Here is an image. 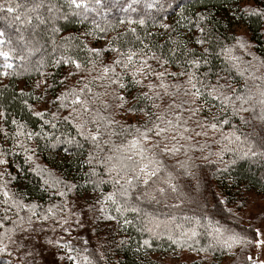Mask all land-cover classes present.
Masks as SVG:
<instances>
[{
	"label": "trees",
	"instance_id": "16d2710c",
	"mask_svg": "<svg viewBox=\"0 0 264 264\" xmlns=\"http://www.w3.org/2000/svg\"><path fill=\"white\" fill-rule=\"evenodd\" d=\"M253 1L252 6H246L242 0H101V4L95 6L96 10L89 12L88 18L84 19L83 16L71 15L66 0H0V32L24 57L20 59L14 55L9 61L13 65L11 69H5V61L0 57V73H10L0 74V112L5 113V117L0 118V128L3 129L0 131V158L8 162L0 164V173H6L0 177V184L6 183L8 191L21 204L38 206L34 209L36 216H32L27 207L11 208L7 213L10 217L7 226L12 227L11 221L16 220L15 213L19 211L25 221L31 216V226L25 223L22 227L27 228L26 232L38 231L37 240L52 233L55 242L66 233L74 243L71 255L76 257L77 264H86L84 256H88L93 264H161V259L181 252L208 255L211 257L209 264H215L213 260L216 257L226 256L235 258L232 264H251L247 260L253 254L248 241L254 242L255 233L249 237V209L258 204L256 198L264 201V155L259 154V135L264 132V125L260 120L245 112L242 115L249 123L244 124L239 116H233L229 108L226 116L230 121L228 125H219L216 133L211 130L202 136L193 133V140L180 142L185 144V149L175 157L163 158L167 170L172 173L171 183L176 191L169 189L166 195L157 196L153 201L147 198L136 200L139 193H134L129 197L128 210L121 214L116 212L111 201L97 203L102 193L106 195L114 191L113 185L105 183L94 190L86 182L84 173L88 165L85 160L90 152H97V149L91 141L85 142L76 134L70 121L63 119L70 109L59 108L55 98L65 87L59 83L61 80L76 88L89 83L92 93H100V100L108 102L107 111L101 103L95 105L101 115L120 124L145 121L142 113L127 112L129 105L117 107L119 101L113 98L112 90L102 87L106 81L92 79L100 73L101 64L110 63L116 54L107 51L97 58L86 50L85 45L92 47L95 42L107 43L117 33L122 39L114 41L113 46L131 41L138 47L136 36H139L145 43L155 44L154 50L158 55L162 51L180 60H183V55L179 49L185 43L198 55L208 48L205 57L208 63L202 62L199 69V78L205 83L216 84L219 79L221 84L227 82L241 91L245 86L254 88L264 84V15L256 14L264 13V0ZM9 5H20L16 14L31 22H15L6 12ZM35 5L39 7L31 11ZM197 13L205 17L200 22L207 41L203 45L192 42L201 36L199 30L189 23L197 19ZM64 16L69 18L63 19ZM125 18H142L146 23L133 25L137 28L134 36L126 33L127 24L119 23ZM234 22L243 25L245 36L232 30ZM161 23L170 24L171 30L160 28ZM54 27L59 31L54 33ZM100 28L106 31L102 33ZM86 32L92 35L85 36ZM19 37H23V44ZM7 47L0 45L5 50ZM173 49L177 51L173 53ZM222 49L230 51L226 54ZM67 57L81 63L82 69L77 74L69 75L75 70L73 65L57 64ZM69 68L72 69L67 74ZM116 70L119 72L120 68ZM168 71H180V68L170 64ZM42 79L51 87L46 89L42 84L36 88V82ZM21 89L25 95H21ZM105 91L108 95L103 94ZM41 103H47L51 108L43 111L46 113L43 119L32 114ZM51 113H56L55 118ZM204 115L221 118L225 117V112L217 102L211 113L205 109ZM12 120L23 125L24 132L39 135H34L31 140L26 136L15 137L16 125ZM44 120L49 123L45 124ZM233 130H238L241 140L248 136L249 142L256 141L253 151L258 154L245 156L247 145L242 146L234 137H230L231 143L221 138ZM17 139L21 142L19 146ZM101 144L103 146V142ZM31 156L38 157L51 170L53 182L45 183L46 180L32 169L28 159ZM177 160L186 161L188 166L182 169ZM57 180L59 184H55ZM73 183L78 185L76 189L65 196L58 194L66 191L65 185ZM3 199L0 195V216L5 215L4 208L8 207L2 203ZM117 199L121 198L117 196ZM53 205L56 208L52 214H47ZM132 207H138L139 212L132 211ZM101 208L104 212L100 211ZM46 214L48 218L43 219ZM193 227L198 234L189 239L188 230ZM215 227L221 229L220 234L214 232ZM80 230L86 231L89 248H81L78 244L76 235ZM26 232L15 229L12 235L17 239ZM210 232L213 235H208ZM233 233L241 238V242L229 241L232 244L229 248L224 241H228ZM5 243L10 251L13 244L7 240ZM8 258L7 253H0V264H12L13 260Z\"/></svg>",
	"mask_w": 264,
	"mask_h": 264
},
{
	"label": "snow or ice",
	"instance_id": "6c2138e0",
	"mask_svg": "<svg viewBox=\"0 0 264 264\" xmlns=\"http://www.w3.org/2000/svg\"><path fill=\"white\" fill-rule=\"evenodd\" d=\"M66 2L72 16H83L84 19L88 18L87 14L89 12L96 10L95 6L101 4V0H66ZM19 7L20 5L15 7L9 5L6 12L12 15L15 22L30 23L31 21L26 20L23 15L16 14ZM36 7H39V5H35L31 11H35ZM49 11L51 12L52 9L50 8ZM251 11L255 12V10ZM256 14L264 15V13L258 12ZM68 18L69 16L63 17V19ZM204 19V16L197 13V19L189 22L201 33L199 38L192 41L197 45H203L207 42L203 37L205 29L200 24L201 20ZM119 23L122 25L127 24L126 33L136 36L137 28L133 25L142 26L146 21L142 18L139 20L125 18L120 19ZM97 27L99 26L97 25ZM159 27L171 30V25L168 23H161ZM52 31L54 33L58 32L59 28L54 27ZM99 31L103 33L106 29L100 28ZM84 35H92V33L86 32ZM148 35L151 36L152 33ZM64 39H68V37ZM121 39V34L117 33L114 38L107 41L104 49L85 45L86 50L97 58L107 51L116 54L110 63L101 64L100 73L92 79L106 81L102 87L112 90L114 93L113 98L119 101L117 107L124 108L126 104L129 105L126 111L142 113L146 117L143 123L120 124L119 121L101 115L100 110L95 105L99 102L104 106V111H107L108 102L100 100V93H92L89 83H85L81 88H76L67 85L66 80H61L59 83L65 84V87L56 96L55 100L59 102V108L70 109L68 115L64 116L63 119L70 121L76 129V134L85 142L91 141L97 149L98 154L97 152H90L85 160L88 165V170L84 173L86 182L90 183L94 190L105 183L110 182L113 185L114 191L106 195L102 193L97 203L103 204L105 201H111L115 205L116 212L122 214L128 210L129 197L134 193H139L135 196L136 200L147 198L153 201L156 200L157 196L166 195L169 189L176 191L175 185L171 183L172 173L167 170L163 158L165 156L175 157L177 153L185 149V144L180 142L193 140V133L195 136L207 135L209 130L216 133L219 125H228L230 121L226 116L229 108H231L233 116H239L244 124H248L249 121L245 119L242 113L249 112L253 118L260 120L261 124L264 125V84L256 85L254 88L245 86V90L241 91L227 82L221 84L219 79L216 84L205 83L203 79L199 78V69L202 62L204 64L208 63L205 58L209 52L208 48H205L204 52L198 55L194 49L189 48L188 44L185 43L179 49V52L183 55V60H180L168 56L162 51L158 55L154 50L156 45L145 43L139 36H136L138 47L131 41H125L118 47L113 46L114 41H120ZM12 43L3 32H0V45H8L6 50L0 48V57L5 61V69L13 67L9 61L14 55L20 59L24 58L19 55L18 50L12 46ZM176 51V49L172 50L173 53ZM222 51L227 54L230 50L222 49ZM61 62L74 66L75 70L69 73L70 76L77 74L82 69L81 63L71 57L62 58V61H58L57 64ZM170 64L177 65L180 71H168ZM117 67L120 68L119 72L116 70ZM0 74L10 75L9 72ZM40 75L44 76L43 73H40ZM255 79L259 80L261 77H255ZM42 84L46 89L51 87L43 79L37 81L35 87L40 88ZM103 94L108 95V92L105 91ZM21 95H25L23 89H21ZM129 96H131V101ZM217 102L224 110L225 117L218 118L215 115H204L205 109L211 113V110L217 106ZM53 103L55 106V102ZM257 109H259V112H257ZM32 114L42 119L46 115L43 111H33ZM51 115L55 118L56 113H51ZM3 117H5V113L0 112V118ZM44 123L48 124L49 121L44 120ZM12 124L16 125L15 137L26 136L28 140H31L34 135H39V133L24 132L22 130L23 125L16 120H12ZM114 125L116 127H113ZM52 126L56 127L55 124ZM0 131H3V129L0 128ZM237 131L233 130L227 136L222 135L221 138L231 143L230 137H234L242 146L247 145V151L243 153L245 156L249 153L252 156L257 155L258 153L253 151L256 141L249 142L248 136H244L241 140V135H238ZM4 135L7 138V132ZM71 142L72 140H69V143ZM101 142H103V146ZM16 143L18 146L21 144L18 139ZM259 147L261 149L259 154L264 155V132L259 135ZM0 157H2V154H0ZM28 159H31V157H28ZM7 163L5 159L0 158V164ZM176 163L180 164L182 169L188 166L186 161L177 160ZM5 175L6 173H0V177ZM59 183L60 181H55V184ZM65 187L66 191L58 193L60 196L67 195V192L76 189L78 185L73 183L70 186L65 185ZM149 189H151V192H149ZM0 195L4 198L2 203L8 205L4 208L5 215L0 216V229H3V231H0V253H7L11 256L12 253L9 252L5 240L9 244H17V240L12 233L15 229L26 232L27 228L22 226L25 223L31 226L32 218L30 216L25 221L24 217L17 211L15 213L16 220L11 221L12 227H8L7 222L10 217L7 213L13 207L17 209L27 207L32 211V216H36L37 213L34 209L38 206L35 204H21L14 194L8 191L6 183L0 184ZM117 196L121 199L118 200ZM9 201H11V205H9ZM55 208L56 205H53L47 210V214H52ZM131 210L139 212L138 207H132ZM100 211L104 212V209L101 208ZM47 214L43 219L48 218ZM108 218L115 219L116 217ZM125 223L130 222L125 221ZM214 232L220 234L221 229L215 227ZM197 234L195 227H193L188 230L187 235L191 239ZM208 235H213V233L210 232ZM257 235L264 237V233L259 230H257ZM229 241L239 243L241 238L235 233L229 236L228 241H224V243L230 248L232 244ZM147 243L146 240L145 244ZM248 243L252 242L248 241ZM23 247V243L17 245L16 251L19 252ZM64 247L68 248L69 252L74 251L70 243H65ZM255 247L258 249L264 248V239L255 240ZM196 251H203V249H197ZM30 255L31 253L26 252L18 259L24 261ZM67 258L75 264V256L68 255ZM83 259L86 264H93L88 256H84ZM247 260L251 264H264V261H253L252 256H248Z\"/></svg>",
	"mask_w": 264,
	"mask_h": 264
},
{
	"label": "rangeland",
	"instance_id": "374dc122",
	"mask_svg": "<svg viewBox=\"0 0 264 264\" xmlns=\"http://www.w3.org/2000/svg\"><path fill=\"white\" fill-rule=\"evenodd\" d=\"M242 3L246 6H252L254 1L242 0ZM232 30H235L241 36H245V28L239 23L234 22ZM19 40L21 41V44L24 43V40L21 39V37H19ZM106 45V42H95L91 44L92 47L98 49H103ZM71 69L72 68H69L67 74ZM50 109L51 108H49L47 103H41L37 109L35 108L36 111H45ZM30 164L32 169L41 175L47 183L50 184L53 182V173L40 161L38 157L31 156ZM256 200H258V204L249 209L250 222L248 224H250V226H248V234L251 238L252 234L255 233L254 242L250 244V246H252L251 252L253 253L251 256L255 258V261H264V248L258 249L255 247V240L264 239V237L257 235V230L264 233V201H261L259 198H256ZM37 232H26L24 235H21L16 239L17 244L13 245L12 249L9 251L12 255L9 256L8 259L13 260L12 264H73V262L69 261L67 258L68 255H71V252H69L68 248L64 247L65 243H70L71 247L74 248L71 236H68L65 233L57 238L58 241L54 242L52 233H47L41 240H37ZM76 239L78 244L81 245V248L90 247L89 239L85 230H80L76 235ZM21 243L24 244V247L18 252L16 251V248L17 245ZM26 252L31 253V255L27 256L24 261L19 260L18 257L22 256ZM210 258L211 257L208 255H195L187 252H181L168 255L164 259H161V264H209L208 261ZM216 258L217 259L213 260L215 264H232L235 262V258L231 256ZM75 264H77V260L75 261Z\"/></svg>",
	"mask_w": 264,
	"mask_h": 264
}]
</instances>
